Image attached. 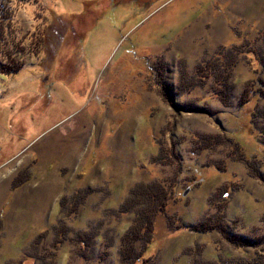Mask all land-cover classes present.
Masks as SVG:
<instances>
[{
  "label": "rangeland",
  "instance_id": "1",
  "mask_svg": "<svg viewBox=\"0 0 264 264\" xmlns=\"http://www.w3.org/2000/svg\"><path fill=\"white\" fill-rule=\"evenodd\" d=\"M4 2L14 14L6 54L23 64L0 73V264H43L28 256L41 232L39 253L54 252L46 263L119 264L120 237L133 215L116 221L104 210L150 180L172 191L166 215L176 224L213 214L209 198L220 195L228 198L231 233L264 232L263 137L251 121L255 99L242 104L264 81V0ZM44 30L45 45L27 50ZM252 48L257 55L244 57ZM214 63L230 68L226 77L224 69L199 71ZM223 79L226 91L217 85ZM165 85L173 105L161 96ZM256 105L264 109V101ZM162 147L178 155L177 174L174 165L154 162ZM85 187L90 194L70 223L97 230L92 259L73 244L51 245L64 215L61 196ZM107 235L112 245L100 256ZM253 252L215 231L170 229L158 215L145 257L150 264H236Z\"/></svg>",
  "mask_w": 264,
  "mask_h": 264
},
{
  "label": "trees",
  "instance_id": "2",
  "mask_svg": "<svg viewBox=\"0 0 264 264\" xmlns=\"http://www.w3.org/2000/svg\"><path fill=\"white\" fill-rule=\"evenodd\" d=\"M38 0H34L36 2ZM24 2H28V0H24ZM37 3V2H36ZM13 11L11 8L7 9L5 6L4 0H0V55L2 53L3 59H5L4 63H0V73L9 74L19 71L22 66V62L16 59V54H13V59H10L6 54V43H5V29L10 24L13 18ZM47 31L44 30L43 34L38 35L35 39L34 48H28L27 50H34L36 53L39 51L41 46L45 45V35ZM44 44V45H43ZM33 46V45H32ZM25 44H19V53L23 55V51L25 49ZM235 50L238 51L236 48ZM252 54V56H256L255 49L253 48L244 53V57L247 54ZM259 55V53H258ZM259 57V56H258ZM261 59V57H260ZM1 61V60H0ZM223 62V61H222ZM225 62V59H224ZM204 63V62H203ZM202 63V64H203ZM221 63V62H220ZM262 64L263 61L261 60ZM219 67V65L207 64L206 68L202 70L199 67V71L202 72L204 70L213 71L216 69H224L226 70L225 77L228 72H230V68L228 67ZM208 67V68H207ZM226 79L222 80V83L217 85L221 86L223 90L226 91L227 85L224 83ZM258 87H252L251 91L254 92L252 96H250V90L244 93L243 103L248 102L252 98L255 99L254 110L251 115V121L253 123L254 128L257 130L259 134H261L262 143H264V109L260 108L256 105V102L264 101V81H259ZM248 82H246L247 84ZM169 85V84H168ZM165 85L162 87V92L160 87L159 91L161 92V96L164 100H168L170 104L173 105L172 100L169 98L168 91L170 89V85ZM180 89L183 88L179 86ZM251 92V94H252ZM165 97V98H164ZM221 98V94L219 95ZM225 101V97L221 98ZM259 104V103H257ZM262 118L263 123L260 126L258 123V119ZM163 146V145H162ZM211 145H199V149H207L210 148ZM232 148L239 149V145H232ZM159 154L154 159V162L160 164H169L174 165V172L177 174L179 172L178 164L175 162L179 161L178 155L174 152V149L164 148L159 150ZM243 156V155H242ZM241 156V157H242ZM244 158V157H242ZM246 160V159H244ZM247 161V160H246ZM251 169V168H250ZM250 174L253 177H258V175L251 169ZM175 180V179H174ZM100 191V189H98ZM222 190H220L221 192ZM108 192V191H107ZM90 190L85 188L76 189L74 192L70 194L62 195L58 204H59V212L62 217H58L57 223L53 225L52 231L54 232V237L51 245L55 248V251L59 249L61 246H64L66 243L75 247L76 254L80 257L86 259L95 258V256L90 252L91 245L93 244L94 239L97 236V230L95 228H90L88 231L76 230L70 222L73 221V215L77 213L78 207L82 204L85 199L89 196ZM171 194V195H170ZM225 195V193H224ZM227 195V194H226ZM107 196L103 194L100 199H104ZM171 196H173L172 191L168 190V188L159 180H150L149 182H137L135 183L128 191L126 197L122 200L119 207L116 209H106L104 210V216H113V218L117 221L123 215H130L132 217L131 223L129 227L124 231L122 236L120 237V246H119V264H150L151 258L145 257L148 247L152 244L154 240V231H155V219L158 215L165 216L169 228L173 230H186L188 232H194L198 234H203L206 232L215 231L219 234L221 238H223L228 244L235 248L244 249L246 247H250L254 249V254L249 258H244L243 263H239V259H236V264H264V232L261 234H257V228L252 227L251 234L252 235H243L239 233H231L227 227L224 209H226V202L228 198H224L220 195H214V197L209 198L210 203L214 208V213L204 216L194 224L190 226H183L175 223L174 215H166V209L168 208V204L170 203ZM176 213V212H175ZM122 215V216H121ZM103 222L98 223L97 227ZM107 223H110L108 221ZM106 222L103 225L107 224ZM95 225H91L92 227ZM108 238L105 240L104 244L106 246L100 253L101 255H107L109 251L110 245H112V236L107 235ZM46 237V232L39 233L31 242L30 249L32 250V255H28L31 258L38 257L40 260H43V264H52V259L49 262H45L44 260L50 256L51 258L54 255V252L50 253H39L38 245L42 241L43 238ZM147 238V239H146ZM26 255V257H27ZM130 259V260H129ZM225 262V261H223ZM54 264V261H53ZM227 264V263H225Z\"/></svg>",
  "mask_w": 264,
  "mask_h": 264
},
{
  "label": "bare ground",
  "instance_id": "3",
  "mask_svg": "<svg viewBox=\"0 0 264 264\" xmlns=\"http://www.w3.org/2000/svg\"><path fill=\"white\" fill-rule=\"evenodd\" d=\"M170 225V224H169ZM154 237V236H153ZM147 239V238H146ZM171 240V239H170ZM185 256V255H184ZM130 260V259H129Z\"/></svg>",
  "mask_w": 264,
  "mask_h": 264
}]
</instances>
